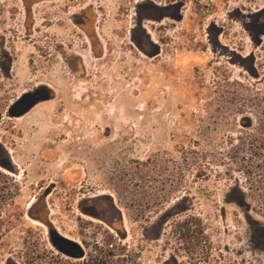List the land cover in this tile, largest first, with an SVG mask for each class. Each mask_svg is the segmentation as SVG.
I'll use <instances>...</instances> for the list:
<instances>
[{"label":"rangeland","instance_id":"obj_1","mask_svg":"<svg viewBox=\"0 0 264 264\" xmlns=\"http://www.w3.org/2000/svg\"><path fill=\"white\" fill-rule=\"evenodd\" d=\"M34 1L0 49L28 212L0 264H264V0Z\"/></svg>","mask_w":264,"mask_h":264},{"label":"flooded vegetation","instance_id":"obj_2","mask_svg":"<svg viewBox=\"0 0 264 264\" xmlns=\"http://www.w3.org/2000/svg\"><path fill=\"white\" fill-rule=\"evenodd\" d=\"M38 2L35 3L34 0H0V49L10 50L12 48V44L15 42V39H28L33 37L35 34L41 33L37 32L38 26L36 20L39 16V11L36 12V7H39ZM19 26L21 27V31L19 30ZM57 43L67 47V45L61 41H57ZM57 49L59 51L63 50L62 46H57ZM6 65L10 67L12 65V60L0 59V67L5 68ZM0 70L3 72V68ZM3 76L5 79L8 78L7 74ZM6 151L9 157L7 168L10 170L11 175H15V173L18 172L16 169L19 170V167L15 168L12 165V163H14V151L13 149H9L7 147ZM3 156L5 155H1V157ZM5 179L8 180V178ZM11 181L16 182V180ZM5 184L7 186L11 183L10 181H7ZM6 186L0 187V241H5V238H7V236L2 235V232H6L3 227H9L13 223H21L23 220L28 218V212L24 213L21 203L19 204L17 202L21 189L18 186ZM32 221L35 224H39L37 221ZM73 242L75 245L77 243L81 249H84L79 242L75 240H73ZM9 263L10 262L6 261L4 264Z\"/></svg>","mask_w":264,"mask_h":264},{"label":"trees","instance_id":"obj_3","mask_svg":"<svg viewBox=\"0 0 264 264\" xmlns=\"http://www.w3.org/2000/svg\"><path fill=\"white\" fill-rule=\"evenodd\" d=\"M253 185H256L258 188L262 189L261 194H258L257 196L259 198L257 204H259L258 214L264 217V170L260 174L256 175Z\"/></svg>","mask_w":264,"mask_h":264}]
</instances>
